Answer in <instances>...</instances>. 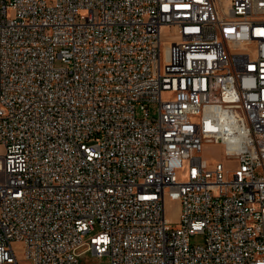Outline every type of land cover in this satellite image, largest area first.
Returning a JSON list of instances; mask_svg holds the SVG:
<instances>
[{
	"label": "built area",
	"instance_id": "2783aa9c",
	"mask_svg": "<svg viewBox=\"0 0 264 264\" xmlns=\"http://www.w3.org/2000/svg\"><path fill=\"white\" fill-rule=\"evenodd\" d=\"M81 247L264 264V0H0V264Z\"/></svg>",
	"mask_w": 264,
	"mask_h": 264
},
{
	"label": "rangeland",
	"instance_id": "374dc122",
	"mask_svg": "<svg viewBox=\"0 0 264 264\" xmlns=\"http://www.w3.org/2000/svg\"><path fill=\"white\" fill-rule=\"evenodd\" d=\"M59 65L57 61L55 63ZM149 115L154 117L157 115V106L156 104H150L148 107ZM142 112L136 111V116L141 117ZM200 155L205 158L209 163L210 162H221L224 165H230L231 161L225 158L223 153L222 146L216 143H204L202 146V151ZM165 214L168 220L172 223L177 221L179 214V204L176 201L166 199L165 201ZM191 244H200L202 243L201 235H192L189 237ZM85 247H81L77 250V253H80L77 258L79 262H89V263H98V264H109V258L107 255L96 256L91 253V251L85 250Z\"/></svg>",
	"mask_w": 264,
	"mask_h": 264
}]
</instances>
